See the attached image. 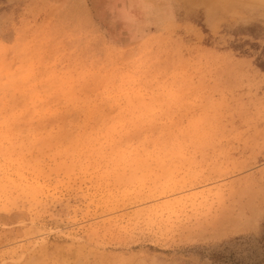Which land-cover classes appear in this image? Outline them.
<instances>
[{
	"label": "rangeland",
	"instance_id": "rangeland-1",
	"mask_svg": "<svg viewBox=\"0 0 264 264\" xmlns=\"http://www.w3.org/2000/svg\"><path fill=\"white\" fill-rule=\"evenodd\" d=\"M0 264H264V0H0Z\"/></svg>",
	"mask_w": 264,
	"mask_h": 264
},
{
	"label": "bare ground",
	"instance_id": "bare-ground-1",
	"mask_svg": "<svg viewBox=\"0 0 264 264\" xmlns=\"http://www.w3.org/2000/svg\"><path fill=\"white\" fill-rule=\"evenodd\" d=\"M215 1H219V0H208L209 3L215 2ZM223 1V0H220ZM57 168V167H56ZM30 187V186H29ZM16 189V188H15ZM21 191V190H20ZM65 259V258H64ZM34 260V259H33ZM61 260V259H60Z\"/></svg>",
	"mask_w": 264,
	"mask_h": 264
}]
</instances>
